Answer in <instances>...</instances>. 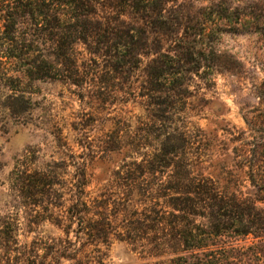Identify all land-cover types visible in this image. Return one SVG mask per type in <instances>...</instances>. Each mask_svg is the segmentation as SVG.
Returning <instances> with one entry per match:
<instances>
[{"label":"trees","instance_id":"trees-1","mask_svg":"<svg viewBox=\"0 0 264 264\" xmlns=\"http://www.w3.org/2000/svg\"><path fill=\"white\" fill-rule=\"evenodd\" d=\"M197 1L0 0V83L13 92L11 109L27 108L26 83L83 87L105 71L126 82L121 91L142 99L146 115L137 130L146 133L152 124L160 138L141 162L125 166L121 196L112 203L90 196L83 163L40 165L39 151L26 150L9 182L28 222L48 221L86 238L37 237L21 244L19 220L0 214V264L91 261L92 251L100 253L97 247L112 235L139 246L155 259L150 264H264V108L245 118L250 135L235 148L250 186L246 195L228 192L202 172L203 133L192 131L186 113L193 86L211 88L217 72L239 67L218 49L219 36L261 31L264 0ZM80 45L87 59L79 58ZM147 173L165 180L148 181Z\"/></svg>","mask_w":264,"mask_h":264},{"label":"rangeland","instance_id":"rangeland-1","mask_svg":"<svg viewBox=\"0 0 264 264\" xmlns=\"http://www.w3.org/2000/svg\"><path fill=\"white\" fill-rule=\"evenodd\" d=\"M207 4L208 0L197 1L198 6ZM260 28L261 31L224 32L219 36L218 49L231 54L240 65L233 72H217L211 88L203 84L193 86L186 111L192 131L200 129L203 133L202 172L228 192L244 195L250 192V186L235 148L250 135L245 118L256 116L264 108L261 104L264 25ZM78 51L79 58H88L83 45L78 46ZM114 75L103 71L83 87L59 80L26 83L22 88L29 100L26 109H22L26 103L14 104L11 109L13 92L4 82L0 83V214L19 220L21 244L31 243L37 237L66 240L69 236L71 241L81 243L86 238L77 239L73 232L67 235L48 221L28 222L29 212L12 196L9 182L15 161L26 150L39 151L40 165L62 160L83 163L90 196L110 199L112 203L121 196L120 174L123 176L125 166L141 162L143 152H152L158 146L160 138L156 126L146 127V133L137 130L138 119L146 115L142 99L121 91L126 82ZM138 75L140 82L141 73ZM118 133L123 136L121 143L116 140ZM144 143L146 149L137 154L135 151ZM69 171L73 172V168ZM144 178L165 180L159 174L153 177L149 173ZM111 206L114 208L113 204ZM97 248L100 253L93 250L95 246H90L94 257L91 261L79 256L63 259L61 264H150L155 261L143 254L139 246L119 235H112L108 244Z\"/></svg>","mask_w":264,"mask_h":264}]
</instances>
